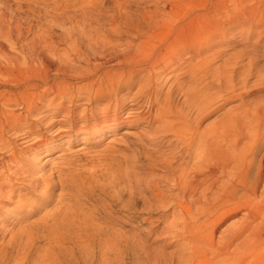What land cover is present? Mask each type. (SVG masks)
<instances>
[{
	"label": "bare ground",
	"instance_id": "1",
	"mask_svg": "<svg viewBox=\"0 0 264 264\" xmlns=\"http://www.w3.org/2000/svg\"><path fill=\"white\" fill-rule=\"evenodd\" d=\"M154 1L57 0L71 26L23 48L0 12V209L19 213L0 215V264H92L97 247L115 250L105 220L118 206L130 218L163 211L177 264H264V102L240 91L237 58L218 63L207 41L233 11ZM132 121L146 133L103 143ZM82 133L94 149L67 155ZM63 141L62 162L37 176L38 158Z\"/></svg>",
	"mask_w": 264,
	"mask_h": 264
},
{
	"label": "rangeland",
	"instance_id": "2",
	"mask_svg": "<svg viewBox=\"0 0 264 264\" xmlns=\"http://www.w3.org/2000/svg\"><path fill=\"white\" fill-rule=\"evenodd\" d=\"M135 1H139L148 10H153L157 6L154 0ZM193 1L198 3L202 0ZM224 3L227 8L233 11V17L226 22L224 27L222 26V31L212 27L207 41H209L208 43H214L215 48L221 51V56L216 59L218 63L224 58H237L239 61L238 68L244 72L246 77V83L240 91L244 94L256 91L260 101L264 102V95H261V93L264 94V0H243V4L238 8H235L233 0H224ZM162 5L163 2L158 4L159 7H162ZM58 8L60 9L57 0H0V12L4 28L7 32H11L14 36L21 38L19 42L20 48L38 40L42 33L49 31L60 33L71 26L70 21L66 16L60 14ZM112 11L109 8L108 15ZM133 12L138 11L134 9ZM20 31L22 34H19ZM49 58L52 59L53 56H49ZM173 74L170 72L167 76ZM238 101V98L233 99L226 104V107ZM223 110L224 108L212 113L204 124L213 121ZM147 129L146 122L132 121L119 128L116 134L113 133L111 136H107L103 143L124 148L125 144H128L138 134L146 133ZM95 139L94 135L82 133L73 144L72 149L67 150V155L70 153L78 155L84 150L94 149L92 141ZM68 144V142L63 141L61 143L63 148L57 147L58 143L56 142L50 144L49 149L36 162V175L38 176L44 171L49 173L54 164L61 163L62 159L59 154L64 151L63 149ZM81 147L84 148L81 149ZM123 150L130 155L136 153L131 150ZM144 168V175L151 176L153 169ZM156 172H161V170L157 169ZM16 185L21 186L20 183ZM60 191V188L54 191L56 195L54 204L57 202ZM32 195L30 193L27 196L32 197ZM29 202L25 207L27 209L28 206L32 205ZM52 206L45 208L42 213L51 209ZM98 206V204L95 206L89 202L86 204V211H95V209L99 208ZM7 209H12L11 214ZM132 211L118 206L113 213V217L108 219L110 222L105 220V224H109L110 232L114 231L113 234L117 235V239L112 241L109 246L115 248V250L104 255L101 248L97 247L98 253L92 264H177L170 260V254L176 249L177 246L175 244L177 241L172 243L174 239L168 234L162 233V228L165 225L163 211L158 213L156 211L153 213L145 211L138 214L137 217L130 218L126 213ZM18 214L13 204L0 209L2 217H11L12 215L14 218ZM95 215L97 216L96 211ZM39 216L40 214H37L31 217L30 220H35ZM1 225L6 228L12 226L5 221H2ZM156 256L160 257L159 260L154 259Z\"/></svg>",
	"mask_w": 264,
	"mask_h": 264
}]
</instances>
